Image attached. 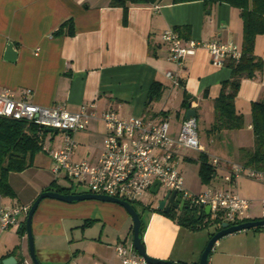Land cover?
<instances>
[{"label": "crops", "instance_id": "1", "mask_svg": "<svg viewBox=\"0 0 264 264\" xmlns=\"http://www.w3.org/2000/svg\"><path fill=\"white\" fill-rule=\"evenodd\" d=\"M109 2L0 0V90H12L16 94L20 90H29L27 100L30 102L45 107L61 106L71 112L78 111L82 105H95L94 116L88 119L85 129L72 134L76 143L71 156L73 161L96 162L105 131L100 115L105 110H114L121 117H144L150 112L147 116L151 119L165 118L170 125L169 134L175 138L186 110L180 104L190 95L196 126L199 114L207 131L213 119V100L219 93L221 82L229 78L230 68L214 66L208 52L201 48L186 56L181 64L171 63L168 45L160 37L164 29L188 26V37L196 41L233 42L239 46L241 43L240 11L226 3L205 5L202 1L173 3L172 0H156L126 3L124 9L110 6ZM66 21L72 24V34L66 33V27L56 33ZM7 42H12L15 51L12 61L4 54ZM254 54L264 59V34L255 37ZM166 71L172 73L175 81L166 77ZM153 82L161 84L158 99L150 94ZM176 100L180 109L178 107L171 123L168 106L175 105ZM256 101H264V69L254 77L240 81L234 105L243 116V127L209 134L213 147L208 149L198 135L202 152L209 159L215 157L219 160L216 174L209 184L201 183L197 174L200 187L195 190L196 187L187 182V175L184 177L182 173L189 166L186 163L181 168V161L194 163L197 173L199 152L192 156L181 153L182 149H190L177 151L174 161L185 188L193 193L201 192L207 186L225 188L215 185L223 181L222 176L231 164L247 165L246 156L253 145L250 107ZM46 133L40 137V150L34 154L30 166L9 174L8 182L14 196H0V207L29 208L52 181L55 182L53 191L68 188L69 192L61 193L87 192L73 190L72 183L63 174H58L57 178L61 175L60 179L67 180L66 183L64 180L59 182L51 173V159L41 145L58 149L64 133L50 132L49 136ZM226 137L234 142L230 152L219 144ZM33 169L42 171L39 176L44 178L34 185H24L25 179L19 176ZM258 185L260 194L247 192L243 197L252 201L250 220L261 219L264 211L262 186ZM141 196L135 203L148 213L146 223L140 217L146 254L176 263L197 264L202 249L187 243L191 230L156 211L153 203H142ZM26 214L21 212L18 215V226L0 230V261L13 256L16 264H32L26 232L23 235L18 233ZM30 226L34 253L40 264H121L115 245L123 242L132 246V219L122 206L112 202L94 199L65 202L43 198L32 214ZM224 239L217 240L214 245L218 242V248L223 245L227 254L233 255L235 243L221 244ZM211 259L213 264L212 256Z\"/></svg>", "mask_w": 264, "mask_h": 264}, {"label": "built area", "instance_id": "2", "mask_svg": "<svg viewBox=\"0 0 264 264\" xmlns=\"http://www.w3.org/2000/svg\"><path fill=\"white\" fill-rule=\"evenodd\" d=\"M160 37L168 45V60L177 65L199 48L208 52L211 63L217 67L223 66L227 58L237 61L241 56L240 46L233 42L182 38L173 28L164 29ZM165 75L175 81L170 71ZM28 95L29 90H20L17 94L12 90H0V117L31 123L45 131L51 128L63 132L58 149L51 150L41 145L51 159V173L63 174L71 183L83 186L88 193L135 202L143 193L150 191L154 180H158V189L176 191L184 208L204 212V207L209 206L208 215L212 218L218 216L223 222L237 224L249 219L252 201L233 191L234 181L246 177L262 186L264 202V170L243 164H231L225 171L222 180L228 185L226 188L207 186L201 192L193 193L184 187L174 161L177 151L181 148L203 150L193 116L183 119L177 136L173 138L165 118L121 117L114 110H105L100 115L105 131L96 162L73 161L71 156L76 143L72 134L85 129L88 119L94 116L95 105H82L78 111L71 112L61 106L36 105L27 100ZM209 164L216 171L219 160L212 157ZM27 211V206H1L0 230L18 226V215ZM261 218H264V211ZM114 250L121 264H150L132 246L123 242L117 243Z\"/></svg>", "mask_w": 264, "mask_h": 264}, {"label": "trees", "instance_id": "3", "mask_svg": "<svg viewBox=\"0 0 264 264\" xmlns=\"http://www.w3.org/2000/svg\"><path fill=\"white\" fill-rule=\"evenodd\" d=\"M156 0H110V6L126 8V3H150ZM202 1L209 5L214 3H226L239 9L242 20V37L240 43L241 56L237 61L230 58L225 60V66L230 68V76L222 81L217 97L213 100V119L207 129L208 134L218 133L222 130H236L243 127V116L235 109L234 99L237 95L240 81L243 78H252L257 72L264 69V59L254 54V42L257 35L264 34V0H172L173 3ZM66 27V33L72 34L73 28L70 21L64 22L56 31L61 33ZM175 31L182 38H189L188 26H175ZM161 84L153 82L150 94L158 99L161 94ZM188 99L183 98L180 107L187 109ZM251 129L253 133L252 149L246 156L247 166L264 170V101L251 103L250 107ZM45 134V129L23 121L12 120L0 117V196L12 198L14 192L9 185L8 176L10 173H18L26 169L32 163L35 153L40 150L39 134ZM198 177L203 184H209L216 171L209 164L206 153H198ZM55 185L52 181L46 190H51ZM59 192H69L70 189L57 188ZM133 208L135 202H130ZM156 211L164 213L167 217L175 220L180 226L191 231H196L206 224H216L209 238L220 229L223 220L220 217L212 218L203 211L182 208L178 212L170 209L168 212L163 210ZM138 212V211H137ZM139 214V213H138ZM140 217V215H139ZM250 219L244 220L248 221ZM258 230L259 227H255ZM143 224L140 225V236L142 237ZM25 230V220L18 228V233L23 235ZM17 249L14 247L13 251ZM12 251V252H13ZM179 264H183L180 263Z\"/></svg>", "mask_w": 264, "mask_h": 264}, {"label": "rangeland", "instance_id": "4", "mask_svg": "<svg viewBox=\"0 0 264 264\" xmlns=\"http://www.w3.org/2000/svg\"><path fill=\"white\" fill-rule=\"evenodd\" d=\"M176 104H177V100L175 102V105L171 104L168 106V108L170 109L169 120L171 121V123H173V121L175 120L176 111L179 107ZM149 114L150 112H146L145 114L146 116L142 117V119H151V117L147 116ZM197 133L202 138L207 149L209 147L210 148L213 147V141H212L213 139L204 129L202 125V120L199 114H197ZM46 135L49 136L51 135V133L47 132ZM45 143H47V139L45 140ZM219 144H221L224 147V149L228 152H230V150L234 148V142L229 137L221 139ZM181 153H184V154L187 153V154H191L192 156H194L196 153H198V151L182 149ZM186 163L188 164L189 168H187L186 170L184 169V171L182 172L183 176L185 177L187 175V182L195 186L196 187L195 190H197L200 187V184H199L200 181H198L199 179L195 171V168H196L195 164L190 163V161H181V164H182L181 168H184ZM39 172L43 173L42 171L33 169V170L27 171L26 173H24L23 176H19V177L25 179L26 183L24 185H26L27 183H29L30 185H34L37 182H40L44 178L43 175L39 176ZM54 177L57 178V175H54ZM60 177L61 175H59V178L57 179L59 182L60 181L62 182L64 179H60ZM66 181L67 180H64L63 182L66 183ZM220 182L221 183H219V185L216 184L215 186L217 187L222 186L225 188L228 187V185H226L224 181H220ZM72 186H73L72 187L73 190L75 191L80 192V191L85 190L83 186H80L76 184L75 182L72 183ZM19 187H21V184L19 185ZM233 191H235L239 196H242V197H246L245 194L247 192L258 195L260 194V186L258 185L257 182L251 179H248L246 177H239L233 188ZM24 192H26V189L24 190ZM163 192H164L163 188H159L156 194H153L150 191H147L145 195L141 196L140 201L145 204L153 203L154 205H156L158 198L162 195ZM134 206L136 207L141 217V220L144 223H146V220L148 218V213L147 212L144 213L140 209V205H138L137 203H134ZM215 227H216V224L209 223L199 230L190 231L191 233H189V236L187 238V243L194 246V248L200 247L203 250V248L205 247L208 241L209 234L214 231ZM220 239H224V241H222L221 244H224L225 242L235 243L236 247H234L233 255H228L223 245L222 247L218 248L217 247L218 242H217L213 246L209 254L208 264H211V260H212L211 256L213 257V264H264V248H263L264 247V227H259L258 230H255L254 228L241 230V231L232 233L230 235L228 234V235L222 236L218 240ZM261 244H263V247L259 248V245ZM236 253H238V255ZM199 257H200V254L198 256V260H199Z\"/></svg>", "mask_w": 264, "mask_h": 264}, {"label": "water", "instance_id": "5", "mask_svg": "<svg viewBox=\"0 0 264 264\" xmlns=\"http://www.w3.org/2000/svg\"><path fill=\"white\" fill-rule=\"evenodd\" d=\"M4 54L8 60H14L15 58V51L13 49L12 42H7L5 46ZM188 100L187 103V109L184 113V119H187L190 116H195V111L192 108V100H190V95L186 96ZM149 100H151V96L149 95ZM46 132H57L56 130H52L51 128H47ZM158 185L159 181L154 180L153 184L150 187V192L153 194H156L158 192ZM43 198H54L58 200H62L65 202H72L77 200H85V199H94L99 201H105V202H112L119 204L122 206L126 212L130 215L132 219V247L134 250L142 256L148 263L150 264H179L176 262H172L170 260H162L150 257L146 254L144 244L142 242V237L140 236V225L141 220L139 217L138 212L133 208L132 204L125 200H120L118 198L106 196V195H99V194H93V193H61L53 190H45L38 194V196L33 200L31 205L28 208L26 218H25V230H26V236L28 240V252L31 259L32 264H40L37 260L35 253H34V247H33V240L31 235V218L32 214L34 213L38 203ZM183 208V202L180 200V196L176 194V191L174 190H166L162 193V195L158 198L156 209L163 210L165 212H168L170 209H178L181 210ZM204 213L209 214V206L204 207ZM255 227H264V218L261 219H255V220H248L239 222L237 224H229L228 222H222L220 225V229L216 231L207 241L205 247L203 248L199 260L197 264H207L210 251L212 250V247L214 243L222 236L232 234L241 230L249 229V228H255ZM0 264H16V260L13 256H8L3 258L0 261Z\"/></svg>", "mask_w": 264, "mask_h": 264}]
</instances>
